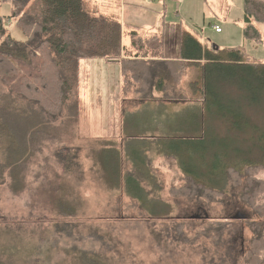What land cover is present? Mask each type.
<instances>
[{"label": "rangeland", "instance_id": "374dc122", "mask_svg": "<svg viewBox=\"0 0 264 264\" xmlns=\"http://www.w3.org/2000/svg\"><path fill=\"white\" fill-rule=\"evenodd\" d=\"M159 1L169 3V20L190 31L204 45L239 48L252 61L260 58L264 62V24L258 25L263 43L244 38V0ZM1 3L0 17L6 20L9 33L15 40L25 41L10 19L11 5ZM217 26L223 33L216 32ZM200 74V70L192 69L184 80L188 99L192 100L194 93L189 84ZM122 81L119 63L104 59L80 61L79 117L66 123L59 119L41 124L60 143L54 146H66L76 154L79 172H63L54 158L53 137L38 140L40 151L34 153L37 146L31 149L24 162L21 187L14 190L8 183L0 189V264H246L253 239L251 222L261 219L238 190L228 186L220 196H190L193 200L172 193L187 182L183 166L210 175L214 171L213 148L218 144L227 148L232 144L231 137L219 139L206 134L197 144L149 138L134 148L131 144L127 147L130 135L183 136L188 123L196 121L197 108L192 103H141L133 97L125 100L129 98L123 95ZM21 112L33 114L26 102L10 93L0 80V165L7 159L12 138L5 122ZM248 114L252 123L264 129L263 109ZM206 120L208 126L212 119ZM215 125L216 132L228 136L227 123L216 120ZM109 149L123 150V157H133L130 161L135 160L134 156L148 159L145 184L162 203L150 204L148 200L147 205L157 208V215L152 216L143 209V202H134L119 185L103 177L99 157ZM131 168L126 162L124 170ZM260 177L264 178V173ZM60 184L70 188V199L75 204L67 213L57 211L51 201ZM166 205L169 212L163 215Z\"/></svg>", "mask_w": 264, "mask_h": 264}, {"label": "trees", "instance_id": "16d2710c", "mask_svg": "<svg viewBox=\"0 0 264 264\" xmlns=\"http://www.w3.org/2000/svg\"><path fill=\"white\" fill-rule=\"evenodd\" d=\"M0 1L11 5L10 19L26 38L25 41L15 40L6 21L0 17V80L33 112L22 113L23 108L21 113L11 115L5 122L12 138L7 159L0 165V189L8 183L14 190L21 187L24 162L31 149L37 146L34 153L40 151L41 140L39 143L38 140L41 137L42 140L53 137L50 141L54 158L65 174L79 172L76 154L66 146H54L60 143L43 127L51 121L61 119L66 123L79 117L81 60L104 59L119 63L123 71V95L129 98L125 100L192 103L197 108V119L188 123L183 136L144 138L130 135L127 147L131 144L134 148L149 138L165 143L197 144L204 141L206 134L219 139L231 137L232 144L227 148L222 144L213 148L214 171L210 175L183 166L187 182L174 188L172 193L193 200L190 196L194 195V199L199 195L220 196L228 186L238 190L261 219L251 222L253 239L246 264H264V178L260 177L264 173V129L252 123L248 114L251 110H264L263 63L252 61L239 48L204 45L184 28L180 32L179 57L167 60L161 28L152 37L142 39L138 30L123 29L120 17L104 14L93 0ZM244 11V38L263 43L258 25L264 24V0H244ZM126 37L130 39L129 46L123 44ZM192 69L200 70L201 74L189 84L194 92L191 100L185 93L184 80ZM153 91L161 95L156 96ZM206 118L212 119L208 126ZM216 120L228 124L225 125L228 136L216 132ZM247 134L251 138H247ZM251 139L255 143L248 142ZM122 152L109 149L102 153L99 160L103 177L114 186L119 185L134 202H143V209L152 216L157 215V208L147 205L148 200L150 204L162 203L145 184L148 159L134 156L135 160L130 161L133 157L126 159ZM126 162L132 167L128 172L124 170ZM52 194L51 201L57 211L67 213L74 209L69 187L60 184ZM169 208V205L164 206L163 215H167Z\"/></svg>", "mask_w": 264, "mask_h": 264}, {"label": "crops", "instance_id": "0c3cea01", "mask_svg": "<svg viewBox=\"0 0 264 264\" xmlns=\"http://www.w3.org/2000/svg\"><path fill=\"white\" fill-rule=\"evenodd\" d=\"M93 4L97 7L99 6V8L102 7L103 11H100L106 15L120 17L123 29L138 30L142 39L152 37L161 28L165 40V59L174 60L179 57L180 32L182 28H180L179 24L168 19L169 3L168 5L165 3L161 4L159 0L153 2L150 0H93ZM259 30L262 33L261 27ZM123 44L129 46L130 39L128 37L124 38ZM258 62L264 64L260 58ZM153 94L156 96L161 95L158 91H153Z\"/></svg>", "mask_w": 264, "mask_h": 264}, {"label": "built area", "instance_id": "2783aa9c", "mask_svg": "<svg viewBox=\"0 0 264 264\" xmlns=\"http://www.w3.org/2000/svg\"><path fill=\"white\" fill-rule=\"evenodd\" d=\"M5 21H6V20H5ZM215 29H216V32H217V33L222 32V30H221L219 27H215Z\"/></svg>", "mask_w": 264, "mask_h": 264}, {"label": "water", "instance_id": "95a60500", "mask_svg": "<svg viewBox=\"0 0 264 264\" xmlns=\"http://www.w3.org/2000/svg\"><path fill=\"white\" fill-rule=\"evenodd\" d=\"M239 218H241V219H245V217H244V216H241V217H239Z\"/></svg>", "mask_w": 264, "mask_h": 264}]
</instances>
